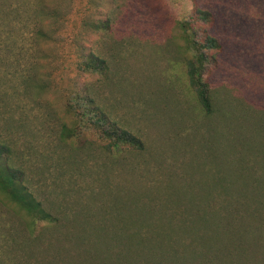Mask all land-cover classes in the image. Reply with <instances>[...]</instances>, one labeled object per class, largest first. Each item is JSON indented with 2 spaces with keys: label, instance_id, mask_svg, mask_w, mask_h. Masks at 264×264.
<instances>
[{
  "label": "rangeland",
  "instance_id": "374dc122",
  "mask_svg": "<svg viewBox=\"0 0 264 264\" xmlns=\"http://www.w3.org/2000/svg\"><path fill=\"white\" fill-rule=\"evenodd\" d=\"M42 1L63 20L38 23ZM13 9L0 13V139L33 207L0 191V264H139L121 239L126 225L149 230L140 241L162 254L211 247L182 264H264V0H16ZM198 10L211 19L196 21ZM186 19L189 34L220 44L204 76L211 112L188 75ZM105 21L108 30L94 29ZM89 54L101 59L95 73L83 70L97 64ZM77 92L142 148H110L84 125L63 140L65 127L78 128L68 111Z\"/></svg>",
  "mask_w": 264,
  "mask_h": 264
},
{
  "label": "trees",
  "instance_id": "16d2710c",
  "mask_svg": "<svg viewBox=\"0 0 264 264\" xmlns=\"http://www.w3.org/2000/svg\"><path fill=\"white\" fill-rule=\"evenodd\" d=\"M15 1L16 0H0V13L4 12V15H6L12 12L14 10L13 5ZM6 4L9 5V7L5 10L3 6L5 7ZM34 15L37 16L35 18L38 23L43 22V19L40 17L44 19H54L53 21L55 23H58L59 20H63L62 15L60 14V9L54 5H51L47 1H42L38 11H34ZM195 18L196 21L202 20V22H207L211 19V15L208 12L198 10L195 12ZM188 24L189 20L187 19L179 22V27L184 30L183 32L185 37H187L188 49L193 51L191 58L187 62L188 75L192 86L197 92L199 101L207 110V112H211L212 104L209 97L208 86L204 81V76L206 75V68L210 61L208 57V51L219 49L220 44L219 41L213 36H207L202 40L199 39L193 31H190L189 34L187 32V28L192 30L193 28L192 26L187 27ZM108 28H110V23L108 21L96 23L94 25L95 30H108ZM37 32H40L44 36L48 35V33L45 32L44 28L41 26H38ZM89 55L91 60H96L97 64L92 67V62H88L86 69L83 67V70L87 71L88 73H95L99 70L97 67H99L101 59L93 54ZM211 58L214 60L213 57ZM85 62L86 61H83V63ZM68 111L69 113L79 116V120L77 119L79 124L78 128L75 127L74 131L65 127L62 132L63 140L80 137L84 125L85 129H96L106 139H109L111 141L109 145L110 148L119 150L120 144H126L135 148H142L139 138L118 127L116 123L110 120L108 114L105 113L101 107L95 104L94 100L83 99L79 92L75 93V96L70 98V101L68 102ZM24 175L25 173L23 170L17 169L11 163L10 145L6 141L0 139V191L3 193L9 192L15 201L22 202V204L26 205V207L32 208L33 201L30 198L31 194L29 192L24 193L25 186L23 184L22 185L24 188L21 186V183H24ZM43 219H45V216ZM120 232L124 234V236L121 237L125 243L124 247L130 246L132 249H137L138 252L140 251L141 260L139 264H182L189 258L191 260L199 258L202 259L203 257L201 256L211 249V247H209V249L207 248L206 250L201 251L200 254H197V251L194 248L193 253H188L187 249L181 251V248L179 247H172L168 248L169 250L166 249L167 251L162 254L158 250L156 252V250H154L151 246L145 245L143 241H140L142 235L145 233L148 234L149 230L143 233L142 229L137 231L134 226L126 225L124 228L120 229ZM117 236L118 235H116V237ZM159 250L162 251L161 249Z\"/></svg>",
  "mask_w": 264,
  "mask_h": 264
}]
</instances>
